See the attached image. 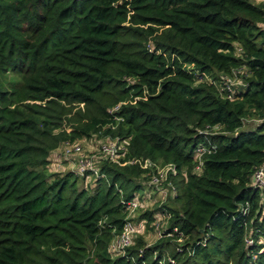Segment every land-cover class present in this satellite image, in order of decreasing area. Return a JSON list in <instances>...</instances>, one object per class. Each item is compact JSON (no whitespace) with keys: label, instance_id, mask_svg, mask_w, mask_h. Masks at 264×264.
<instances>
[{"label":"trees","instance_id":"16d2710c","mask_svg":"<svg viewBox=\"0 0 264 264\" xmlns=\"http://www.w3.org/2000/svg\"><path fill=\"white\" fill-rule=\"evenodd\" d=\"M263 163L264 0H0V264H264Z\"/></svg>","mask_w":264,"mask_h":264},{"label":"rangeland","instance_id":"374dc122","mask_svg":"<svg viewBox=\"0 0 264 264\" xmlns=\"http://www.w3.org/2000/svg\"><path fill=\"white\" fill-rule=\"evenodd\" d=\"M254 126L255 124L253 122H248L241 129L242 130L252 129ZM106 143L109 144L110 142H107V139L98 138L96 136H93L89 140H80L76 142V144L80 145L83 153L87 154L88 156H91L92 154L94 156L98 155L101 146L102 145L104 146ZM64 145L65 144H63L58 149V151L52 153L51 155L52 164L49 166V169L51 171H57V170L62 171V170H66L69 168H74V161H76V159L78 160L77 154L72 153L70 154L71 156L65 157L63 155V151L66 149ZM167 193L164 192L163 197H160L162 195L161 193H159L158 195L151 194V199L147 201V203L146 201H143L142 208L144 209L146 207H150L155 202L162 203L165 200V198L168 196ZM140 213L141 212H138V211L135 212L134 213L135 217H138ZM157 215H160V216H157ZM156 216H157L156 220L153 223L154 226H147V225L144 226L143 224L142 228H139L140 230L137 232L143 236V238L145 239L147 243H153L157 239L158 230L162 232L165 229L166 221L163 217V214H156Z\"/></svg>","mask_w":264,"mask_h":264},{"label":"built area","instance_id":"2783aa9c","mask_svg":"<svg viewBox=\"0 0 264 264\" xmlns=\"http://www.w3.org/2000/svg\"><path fill=\"white\" fill-rule=\"evenodd\" d=\"M117 148L113 142L109 144H105L104 146H101V152L110 157L111 159L117 158ZM77 152L80 154V158L78 159V170L80 172H83L86 169H90V166L92 165L91 160L89 158H83L84 155L81 154V148L80 145H72L66 147V149L63 151V155L65 157L71 156L70 154ZM147 164L145 163V166ZM155 182L158 181L157 178L153 179ZM252 184L256 187H264V163L261 167H259L256 172L253 175V181ZM138 206H141L139 201L132 200L127 202V207L130 213H132ZM165 230V229H164ZM136 232V226L133 222L128 221L126 224H124L123 230L118 235L117 238H115L110 246V248L114 251H117L118 253L123 251L125 247L129 246L132 243V237L133 234ZM170 235V234H166ZM165 236L164 231H159L157 233V239ZM171 262H173L171 260Z\"/></svg>","mask_w":264,"mask_h":264}]
</instances>
